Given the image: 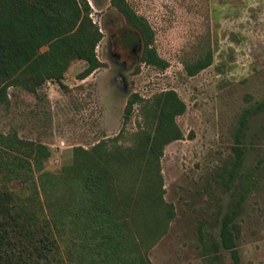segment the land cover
<instances>
[{
	"label": "rangeland",
	"instance_id": "rangeland-1",
	"mask_svg": "<svg viewBox=\"0 0 264 264\" xmlns=\"http://www.w3.org/2000/svg\"><path fill=\"white\" fill-rule=\"evenodd\" d=\"M87 1L102 36L101 68L79 80L87 64L74 61L61 82L66 89L49 81L35 94L9 88L0 135L49 148L36 176L43 186L71 165L74 148L132 145L141 122L135 106L124 123L132 95L175 91L186 106L176 119L183 139L169 144L160 162L163 199L174 217L148 252L150 264H233L220 239L233 214L240 264H264V0H126L150 25L164 71L143 63L140 35L110 0ZM128 39L134 52L116 50ZM208 51L213 64L188 77L184 63Z\"/></svg>",
	"mask_w": 264,
	"mask_h": 264
},
{
	"label": "trees",
	"instance_id": "trees-1",
	"mask_svg": "<svg viewBox=\"0 0 264 264\" xmlns=\"http://www.w3.org/2000/svg\"><path fill=\"white\" fill-rule=\"evenodd\" d=\"M110 4L140 35L143 63L166 70L147 20L126 0ZM90 14L87 0H0V105L8 104L11 87L35 94L48 81L61 85L74 61L87 64L79 80L101 68L96 48L102 36ZM212 64L208 51L184 70L194 77ZM135 106L141 122L132 145L74 148L71 165L43 186L36 176L49 148L0 135V264H150L148 252L174 217L163 199L160 162L165 148L183 139L176 119L186 106L172 90L148 99L134 94L125 124ZM235 217L223 220L220 239L232 263L240 264Z\"/></svg>",
	"mask_w": 264,
	"mask_h": 264
},
{
	"label": "flooded vegetation",
	"instance_id": "flooded-vegetation-1",
	"mask_svg": "<svg viewBox=\"0 0 264 264\" xmlns=\"http://www.w3.org/2000/svg\"><path fill=\"white\" fill-rule=\"evenodd\" d=\"M129 40V39H128ZM122 45H121V44ZM116 50H120V51H122L123 53H127L128 51H131V52H134V50H135V43L133 42V41H131V40H129V42L128 41H123V43L120 41H117L116 42ZM121 58V55H119V57L117 58L118 59V61H119V59ZM122 62V65L123 64H126V61H121Z\"/></svg>",
	"mask_w": 264,
	"mask_h": 264
}]
</instances>
